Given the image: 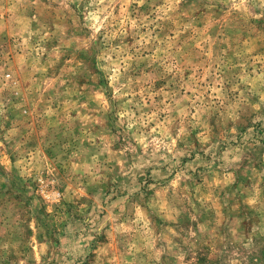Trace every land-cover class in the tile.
<instances>
[{
    "label": "rangeland",
    "instance_id": "374dc122",
    "mask_svg": "<svg viewBox=\"0 0 264 264\" xmlns=\"http://www.w3.org/2000/svg\"><path fill=\"white\" fill-rule=\"evenodd\" d=\"M0 264H264V0H0Z\"/></svg>",
    "mask_w": 264,
    "mask_h": 264
}]
</instances>
